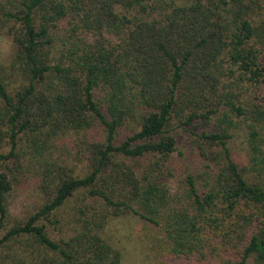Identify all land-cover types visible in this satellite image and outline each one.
Listing matches in <instances>:
<instances>
[{"label": "trees", "instance_id": "trees-1", "mask_svg": "<svg viewBox=\"0 0 264 264\" xmlns=\"http://www.w3.org/2000/svg\"><path fill=\"white\" fill-rule=\"evenodd\" d=\"M6 28L20 83L0 64V264H123L126 215L190 264H264V0H0ZM178 128L197 132L204 188L177 172ZM72 134L83 175L54 157ZM29 166L48 201L7 228L11 174Z\"/></svg>", "mask_w": 264, "mask_h": 264}, {"label": "rangeland", "instance_id": "rangeland-1", "mask_svg": "<svg viewBox=\"0 0 264 264\" xmlns=\"http://www.w3.org/2000/svg\"><path fill=\"white\" fill-rule=\"evenodd\" d=\"M15 45L11 33L6 29H0V64L8 70L11 76V84L9 89L15 93L18 89L20 80L18 76L11 72V65L14 63ZM14 67V65H12ZM0 103V109H2ZM7 126L4 124V117L0 113V154L9 151V138L6 135ZM129 132L123 131L124 134ZM202 132V130H201ZM178 140L177 150L174 152V161L177 164V172L180 178L186 171H193L199 179V186L204 188L205 181L203 177V156L198 148V137L195 131L184 130L178 128L174 131ZM240 135V134H237ZM236 135V136H237ZM89 141H102L101 132L98 130H90L86 136ZM103 137V136H102ZM80 138L77 134L69 135L58 141L55 148V156L58 161L65 165L75 175H83L88 171L86 162L83 160V148L79 145ZM234 156L239 163H247V148L242 136H237L231 143ZM25 171L14 172L11 176L14 178L13 190L9 198V208L11 219L7 222L9 226L16 224L18 221H25L31 214L41 208L48 201V196L44 195L39 188L40 175L36 169L29 166ZM4 166L1 168L3 169ZM63 219H67L71 215L69 208L60 211ZM116 230V239L123 249V264H190V260L182 257H174L162 252L160 248L154 245V230L147 225L141 218L132 215L119 217L113 221ZM48 229L52 236L62 234L54 224H48ZM4 229L2 233H4ZM1 250V249H0ZM227 259H236L232 253H221L202 260L200 264H225Z\"/></svg>", "mask_w": 264, "mask_h": 264}]
</instances>
